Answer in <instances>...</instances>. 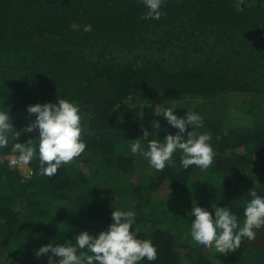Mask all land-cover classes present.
<instances>
[{
    "label": "trees",
    "instance_id": "16d2710c",
    "mask_svg": "<svg viewBox=\"0 0 264 264\" xmlns=\"http://www.w3.org/2000/svg\"><path fill=\"white\" fill-rule=\"evenodd\" d=\"M145 11L141 0H0V108L20 132L0 156L38 142L21 131L35 119L27 106L58 98L80 104L86 142L54 176L38 158L27 180L0 163V264H47L41 246L98 234L116 208L135 211L139 237L157 246L153 264H264V228L219 254L192 243L188 215L227 206L242 225L247 192L264 194V0H244L242 12L235 0H165L159 20ZM230 100L250 123L225 115ZM173 102L184 105L177 116L202 117L193 130L215 153L206 172L183 169L179 153L158 172L130 151L144 130L161 140L178 131L153 114Z\"/></svg>",
    "mask_w": 264,
    "mask_h": 264
},
{
    "label": "clouds",
    "instance_id": "9594fccd",
    "mask_svg": "<svg viewBox=\"0 0 264 264\" xmlns=\"http://www.w3.org/2000/svg\"><path fill=\"white\" fill-rule=\"evenodd\" d=\"M141 2L146 9L141 17L143 20H159L164 15L165 0ZM243 4L244 0H235L238 12L243 11ZM71 27L78 30L81 26L73 23ZM91 30L90 24L83 26V31ZM157 105L161 107L155 106L153 114L162 115L178 131L169 133L161 140L144 130L142 137L130 144L131 153L147 160L150 167L158 172L175 165L176 153L180 154L183 169L194 166L206 172L212 168L215 153L211 147V137L197 135L193 130L203 124L199 113L187 111L185 115L177 116V107L162 103ZM27 112L35 114V119L21 131H35L38 142L30 138L26 143L12 144L11 152L16 156L12 161L14 166H27L38 158L40 174L54 176L58 169L72 163L85 151L83 116L78 102L58 98L55 103L30 104ZM153 126L159 128V122L154 121ZM189 126L191 131H188ZM19 135L20 132L14 129L9 110L0 108V149L7 148L10 138ZM247 193L250 199L244 206L242 225L236 212L227 206H215L212 211L194 208L189 212L192 243L198 247L212 248L219 254H227L240 248L244 239L254 240L257 231L264 228V194L258 193L255 188ZM111 217L108 227L98 234L80 231L72 243L45 244L36 251V256L47 255V264H140L145 259L153 264L158 259L157 246L151 239L139 237L135 229V211L116 208L112 210Z\"/></svg>",
    "mask_w": 264,
    "mask_h": 264
},
{
    "label": "rangeland",
    "instance_id": "374dc122",
    "mask_svg": "<svg viewBox=\"0 0 264 264\" xmlns=\"http://www.w3.org/2000/svg\"><path fill=\"white\" fill-rule=\"evenodd\" d=\"M239 97L240 96H238V98ZM231 101L232 100H230V102H228L225 106V109H224L225 115H227L233 123H239V124L250 123L252 121V116L248 114L247 112L239 109L238 108L239 104H236V102L232 103ZM165 106H168V105H165ZM170 106L177 107L175 110L181 109V106L184 107L182 102H173L170 104ZM156 107H161V105H157ZM2 260H3V256L0 254V263Z\"/></svg>",
    "mask_w": 264,
    "mask_h": 264
},
{
    "label": "built area",
    "instance_id": "2783aa9c",
    "mask_svg": "<svg viewBox=\"0 0 264 264\" xmlns=\"http://www.w3.org/2000/svg\"><path fill=\"white\" fill-rule=\"evenodd\" d=\"M16 158L15 154H6L0 156V163L6 162L11 168H16L19 169L21 174L24 176V179H31L34 175V169L33 167L29 164L27 166H14L12 161Z\"/></svg>",
    "mask_w": 264,
    "mask_h": 264
}]
</instances>
